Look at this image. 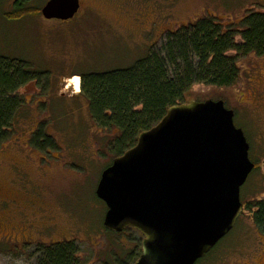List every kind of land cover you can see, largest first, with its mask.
Segmentation results:
<instances>
[{
	"label": "rangeland",
	"instance_id": "374dc122",
	"mask_svg": "<svg viewBox=\"0 0 264 264\" xmlns=\"http://www.w3.org/2000/svg\"><path fill=\"white\" fill-rule=\"evenodd\" d=\"M15 1L0 0V56L48 75L20 90L29 114L0 151V264H38L42 249L72 241L78 264H106L120 250L130 253L124 264L135 252V264L143 237L131 230L118 239L103 225L107 207L96 192L112 157L101 156L105 134L81 95V76L131 68L170 33L206 16L238 25L248 14L264 13V0H80L79 14L65 23L42 17L49 0H30L27 8L39 14L10 20ZM238 67L233 87L196 85L185 100L223 101L234 111L256 165L241 190L236 228L200 264H264V238L245 208L264 202V57L250 55ZM40 128L44 137L34 140Z\"/></svg>",
	"mask_w": 264,
	"mask_h": 264
},
{
	"label": "water",
	"instance_id": "95a60500",
	"mask_svg": "<svg viewBox=\"0 0 264 264\" xmlns=\"http://www.w3.org/2000/svg\"><path fill=\"white\" fill-rule=\"evenodd\" d=\"M80 10V0H49L41 15L65 23ZM250 149L223 101L171 107L102 173L105 230L143 237L135 264H197L243 214L241 190L256 168Z\"/></svg>",
	"mask_w": 264,
	"mask_h": 264
},
{
	"label": "trees",
	"instance_id": "16d2710c",
	"mask_svg": "<svg viewBox=\"0 0 264 264\" xmlns=\"http://www.w3.org/2000/svg\"><path fill=\"white\" fill-rule=\"evenodd\" d=\"M29 1L16 0L9 19L20 21L39 14L27 8ZM250 55L264 57V13L248 14L240 24L229 26L206 16L170 33L158 51L152 50L131 68L83 74L81 95L89 102L93 122L105 134L101 156L112 157L107 167L134 148L139 136L157 126L171 107L185 103L194 86L226 89L236 85L241 75L238 61ZM47 75L22 59L0 56V151L19 134L21 119L29 114L20 90ZM42 130L33 134L34 140L44 137ZM245 208L264 238V202H251ZM131 230L111 236L119 239ZM78 254L76 242L59 243L42 249L38 264H78ZM128 255L120 250L117 259L106 264H124L123 257ZM134 259L135 252L127 264Z\"/></svg>",
	"mask_w": 264,
	"mask_h": 264
}]
</instances>
